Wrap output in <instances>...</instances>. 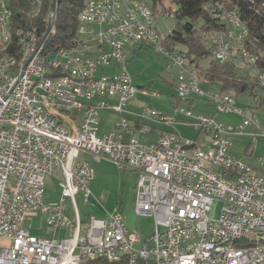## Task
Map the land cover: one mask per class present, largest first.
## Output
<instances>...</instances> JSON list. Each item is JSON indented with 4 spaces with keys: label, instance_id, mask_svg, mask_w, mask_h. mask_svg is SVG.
Listing matches in <instances>:
<instances>
[{
    "label": "built area",
    "instance_id": "built-area-1",
    "mask_svg": "<svg viewBox=\"0 0 264 264\" xmlns=\"http://www.w3.org/2000/svg\"><path fill=\"white\" fill-rule=\"evenodd\" d=\"M34 1L33 18L42 4ZM3 19H10L8 32H1ZM147 19L156 17L147 15L142 0H88L78 18L76 42L47 55L50 71L38 66V48L46 32L23 46L30 49V60L18 76L0 78V264H90L98 259H126L127 264H264V181L248 178V171L259 169L231 152L233 135L264 138V123L247 120L237 100L222 90L201 89L188 55L166 50L169 67L180 69L177 97L203 96L217 112L242 116L239 124L219 123L176 106L178 115L191 119L209 137L197 143L169 130L176 121L164 112L144 107L136 121L123 117L118 132L99 133L100 112L122 113L136 96L126 46L151 47ZM14 21L8 0H0V39H7ZM34 28L38 26L32 25L27 33ZM235 36L247 37L225 31V38L211 42L213 57L220 63H248L235 45H227V37ZM114 61L122 66L120 73H98L99 67ZM248 69L252 70L249 63ZM259 88L264 97V85ZM111 97L118 103L107 100ZM132 129H140V136L154 131L158 136L143 144L140 136H132ZM185 148L226 161L227 170L191 163L183 157ZM84 151L137 172L135 208L138 215L154 219L151 235L141 237L119 212L81 218L77 196L83 191L89 197L94 176L91 163L79 160ZM258 164L264 170L263 158ZM57 173L62 175L61 198L48 206L43 200L45 179ZM67 200L75 219L70 218ZM217 200L222 201L221 213L212 217ZM32 211L47 214L52 235L32 234V220L27 218ZM60 230L67 233L59 235Z\"/></svg>",
    "mask_w": 264,
    "mask_h": 264
},
{
    "label": "rangeland",
    "instance_id": "rangeland-1",
    "mask_svg": "<svg viewBox=\"0 0 264 264\" xmlns=\"http://www.w3.org/2000/svg\"><path fill=\"white\" fill-rule=\"evenodd\" d=\"M142 1H145L152 7L148 0ZM166 4L169 5L170 3L166 2ZM55 15L56 10L53 18H55ZM175 26L176 18L173 14H158L156 17V27L162 38L166 36L169 37V34L173 31ZM48 36L45 38L46 40ZM207 38L212 46L209 36ZM128 45L126 46V48L129 49L127 69L132 82L137 86V93L134 97L136 105L144 107L150 106L163 111L164 113L166 112L168 106L173 109H175V106H182L191 109L194 115H206L212 117L219 123L239 124L242 121V116L240 115L217 112L215 107L203 96L195 95L193 96L194 100L178 99L176 81L178 80L180 69L178 67H169L170 59L166 57L164 53L156 51L152 46L140 47L135 45V47H137V51L133 53L130 51V46L133 47L134 44ZM179 46L180 45L172 46L171 50H182ZM234 63L236 64L238 72L242 75H247L249 81L257 78L259 70H257L256 67L249 70L243 62L235 61ZM202 64L207 65L208 59L203 60ZM114 65L115 64L108 66L104 70V74H110L113 72L120 73L122 71V66L120 64L118 67ZM198 77L200 79L199 83L201 89L209 90V88H216V83L211 82L212 84H207L203 81L201 82L202 79L200 76ZM254 92L255 95H259L261 93V89L257 87ZM224 93L233 96L237 100V106L241 107L245 111L246 116L257 118L264 123V106L256 107L254 97L248 92L242 93L238 95V97H236L233 92L232 94L231 92ZM168 114L170 115L167 116L177 122V124H174L170 128L175 133L197 143H203L209 140L205 131L199 125L189 121L191 119L181 114L175 115L174 110L172 113L169 111ZM119 118L120 117L118 116L117 119ZM153 133L155 134V132ZM154 134H142L139 137L141 143L149 144L150 141H155L157 137L156 134ZM231 140L232 154L242 159L244 162L250 165H255L258 164L259 158L264 159L263 137L253 141L248 135L235 134ZM83 157H85V155L81 152L79 160H83ZM94 168L96 170V175L92 178L89 185L92 195L86 199L83 191H81L77 196L79 211L83 216V219H89L90 217L105 218L110 213L121 212L126 219L127 224L135 229V231L139 234L142 233L144 235H150L153 233L155 229L154 219L152 217L138 215L135 210L136 187L134 186L135 179L132 178L131 175L134 171L128 167L117 165L110 159L103 160L102 162L96 164ZM61 180V173L46 177L43 197L46 205L53 206L59 202L61 197ZM94 190L96 191L98 197H94ZM68 202L70 206V201ZM221 208L222 201H215L211 216L219 217ZM46 217L47 214L39 211H32L27 214V218L32 220V234L37 236H47L50 234L46 223Z\"/></svg>",
    "mask_w": 264,
    "mask_h": 264
},
{
    "label": "trees",
    "instance_id": "trees-1",
    "mask_svg": "<svg viewBox=\"0 0 264 264\" xmlns=\"http://www.w3.org/2000/svg\"><path fill=\"white\" fill-rule=\"evenodd\" d=\"M42 4L38 14L33 18L29 15L34 0H8L12 17L14 39L18 29L38 26L42 37L49 26V16L54 0H41ZM87 0H57L53 30L45 40L43 57L64 47L73 45L78 38V16L83 10ZM157 17L158 14L174 15L176 26L171 35L164 37L163 42L167 48L182 45V49L193 65V70L200 78L207 82L218 83L223 92H233L236 97L248 92L254 97L255 106H264V97L255 95L254 90L259 87L257 78L249 81L247 75L238 72L234 62L220 63L213 57V48L210 41L211 34L216 31L225 32L231 24L218 18L223 15L217 10L216 4H224L228 9L236 10L248 30L247 37L238 44V50H245L255 57L256 68L264 71V0H148ZM166 2L170 4L167 5ZM216 5V8H215ZM174 7V8H173ZM214 13V16H213ZM16 29V30H15ZM169 38V39H168ZM166 40V42H165ZM255 55V56H254ZM208 59V64L202 61ZM232 94V93H231ZM233 94V95H234ZM90 264H127V260L107 261L94 260Z\"/></svg>",
    "mask_w": 264,
    "mask_h": 264
},
{
    "label": "bare ground",
    "instance_id": "bare-ground-1",
    "mask_svg": "<svg viewBox=\"0 0 264 264\" xmlns=\"http://www.w3.org/2000/svg\"><path fill=\"white\" fill-rule=\"evenodd\" d=\"M84 10V8H83ZM82 10V11H83ZM217 10L223 15L224 20L228 21L231 24V28L226 30V32H237L241 35H247L248 30L246 24L241 20L238 11L228 9L224 4H219ZM81 11V12H82ZM12 15V11L10 10ZM29 15L32 17V10ZM54 13L51 12V22H53ZM147 15L149 17H156L152 7L147 3ZM80 17V14L78 18ZM147 27L151 37L149 39V46L154 47L156 51L162 52L166 55V50H170L171 54H181L186 55L183 51H178L177 49L171 50L164 45L163 38L161 37L157 27L156 20L147 19ZM10 28V19H3L1 24V32H8ZM32 27L18 29L16 33V40L14 39L13 28L9 33L6 40L0 39V78L13 79L18 76L20 70L24 66L26 60H30V49H23V46L30 45L31 40L36 39V37H41L38 33L37 28H34V32L31 31ZM16 30V29H15ZM246 36H235L227 37V45H235V49L238 50V44L245 39ZM218 38H225V32L216 31L211 34L212 42H218ZM44 43L38 48V66L40 71H50V61L49 58L43 57ZM240 54L248 60L249 65L256 67V58L251 56L245 50H238ZM11 57V59H10ZM243 62L247 67L248 63L245 60H235ZM7 64L8 67H4ZM196 80L199 81V77L196 74ZM257 80L259 85H264V71H258ZM226 94V93H224ZM228 97H232L233 100H236L233 96L227 94ZM262 96V94H261ZM247 120H255L254 117H248L245 114ZM132 136H140V129H132ZM183 157L190 160L193 164H200L204 166L205 169L217 170V167L220 170H227V162L224 160L214 161L206 155H201L193 150L192 148H185L183 150ZM248 178H259L261 181H264V170H250L248 171Z\"/></svg>",
    "mask_w": 264,
    "mask_h": 264
},
{
    "label": "crops",
    "instance_id": "crops-1",
    "mask_svg": "<svg viewBox=\"0 0 264 264\" xmlns=\"http://www.w3.org/2000/svg\"><path fill=\"white\" fill-rule=\"evenodd\" d=\"M129 46V45H128ZM141 47V46H140ZM180 48H182V49H185V47L184 46H182V45H180L179 46ZM139 48V47H138ZM130 51L131 52H135V51H137V47H135V45L132 47V46H130ZM133 50V51H132ZM126 51H127V53H128V55H129V49L128 48H126ZM113 64H115L114 66H116V67H118L119 66V63H117V62H113L111 65H113ZM110 65V66H111ZM108 67V66H107ZM107 67H105V66H101V67H99V71H98V73L99 74H104V70L107 68ZM193 72H195L194 70H193ZM116 73H118V72H113V73H110V74H106V75H113V74H116ZM197 74V73H196ZM198 75V74H197ZM205 82V83H207V84H212L211 82H207V81H204V80H201V82ZM216 88H209V90H211V89H220V87H219V84L218 83H216ZM176 88H177V81H176ZM205 91H208V90H205ZM232 93V92H231ZM178 98V97H177ZM179 99V98H178ZM107 100H109L111 103H113V104H117L118 103V98L117 97H111V98H108ZM192 100H194V97L192 98ZM147 107H150V106H147ZM144 108V106H138V105H136L135 104V102H134V99L131 101V102H129L126 106H125V108H124V112H122V113H120V112H113V111H106V110H104L103 112L101 111L100 112V115H99V133L100 134H102V133H115V132H118V128H117V125H118V122L123 118V117H126V118H129L131 121H136L137 120V116H136V114L137 113H139V112H141L142 111V109ZM170 109V110H169ZM168 110V111H167ZM167 110H166V112H165V114L166 115H170V114H168L169 113V111H171V113L173 112V110L175 111V115H178L177 113H176V106H175V109H173L172 107H169L168 106V108H167ZM163 112V111H162ZM120 117L119 119H117V117ZM175 124H177V122L175 123ZM164 127V126H163ZM171 127H168V129L169 130H172V129H170ZM173 131V130H172ZM155 132V131H154ZM152 134H154L153 132H151ZM149 134V133H148ZM155 134H156V137L158 136L157 135V133L155 132ZM154 134V135H155ZM151 142V141H150ZM82 153H84V155H85V157H83V159L84 160H88L90 163H91V165H92V167L94 168V166L96 165V164H98V163H100V162H102L103 160H108L107 158L105 159V158H102V159H97L93 154H91V153H89V152H82ZM81 154V153H80ZM80 156V155H79ZM252 167H254V168H256V169H259L260 170V167H259V164H255V165H251ZM134 171V173H131V175H132V178H134L135 179V182H134V186L136 187L137 186V173H136V171L135 170H133ZM96 175V170H95V168H94V176ZM93 176V177H94ZM92 177V178H93ZM92 178H91V180H92ZM91 180H90V182H91ZM90 185V184H89ZM90 195H92V191L90 192ZM90 195H89V197H90ZM93 195H94V197H98V195H97V193H96V191L94 190V192H93ZM89 197H87L86 199H88ZM61 198V197H60ZM135 198H136V195H135ZM60 200V199H59ZM69 200H67V204H68V206H69V202H68ZM135 210H136V208H135ZM69 211H70V218L71 219H75V215L73 214V211H72V204L70 203V206H69ZM119 213H121V212H119ZM137 213V212H136ZM110 214H112V213H110ZM122 214V213H121ZM109 215V214H108ZM107 215V216H108ZM80 216H81V218L83 219V216L81 215V213H80ZM106 216V217H107ZM123 216V215H122ZM124 217V216H123ZM46 219H47V217H46ZM125 219V218H124ZM83 220H86V219H83ZM125 221H126V219H125ZM126 223H127V221H126ZM128 225V224H127ZM129 226V225H128ZM129 228L130 229H132V230H134L135 231V229H133L131 226H129ZM49 230V229H48ZM155 230V229H154ZM50 231V234L49 235H52V233H54L53 231H51V230H49ZM154 232V231H153ZM65 233H67V231L66 230H60L59 232H58V234L59 235H64ZM138 233V232H137ZM139 234V233H138ZM152 234V233H151ZM150 234V235H151ZM141 237H146V236H149V235H144V234H142V233H140L139 234ZM48 236V235H47Z\"/></svg>",
    "mask_w": 264,
    "mask_h": 264
},
{
    "label": "water",
    "instance_id": "water-1",
    "mask_svg": "<svg viewBox=\"0 0 264 264\" xmlns=\"http://www.w3.org/2000/svg\"><path fill=\"white\" fill-rule=\"evenodd\" d=\"M56 5H57V0H54L53 1V5H52V8H51V11L54 13L55 12V10H56ZM52 22L49 24V26H48V30H47V36H48V34H49V32L52 30Z\"/></svg>",
    "mask_w": 264,
    "mask_h": 264
}]
</instances>
